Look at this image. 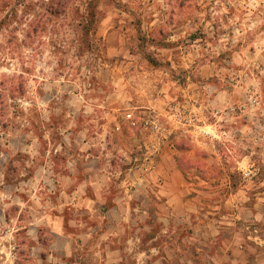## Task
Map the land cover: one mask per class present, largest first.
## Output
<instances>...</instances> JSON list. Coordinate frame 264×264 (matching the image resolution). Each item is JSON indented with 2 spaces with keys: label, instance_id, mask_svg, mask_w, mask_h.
Segmentation results:
<instances>
[{
  "label": "rangeland",
  "instance_id": "rangeland-1",
  "mask_svg": "<svg viewBox=\"0 0 264 264\" xmlns=\"http://www.w3.org/2000/svg\"><path fill=\"white\" fill-rule=\"evenodd\" d=\"M104 24L115 26L126 52L140 56L142 69L160 74L154 77L171 79L180 90L188 88L186 94L195 95L190 105L183 96L177 100L175 105L185 115L211 116L207 107L215 92L225 89L242 96L238 103L253 109L252 118L264 125V0H0V169L8 159L5 152H19L8 159L12 170L0 192V207L9 206L12 218L8 222L0 219V264L113 262L111 254L101 251L102 245L93 248L91 241L82 243L79 234L90 218H101L103 213L83 206L88 204L82 205L81 200L82 207L71 205L65 212L72 220L67 230L70 237L52 235L44 228L38 239L33 228L29 237L19 230L32 227L30 219L43 211H63L61 205L72 197L73 191L66 201L58 187L47 189L52 184L49 175L61 179L63 158H46L50 172L40 167L65 128L78 131L73 111L83 104L75 93L101 87L95 72L105 58L104 39L113 32L103 28ZM102 87L105 92L107 86ZM86 94L89 102L102 96L100 90ZM81 110L80 126L86 122ZM256 130L245 132L264 136V126ZM181 145L185 147L186 141ZM244 147L264 154V140ZM254 163L263 168L264 160L254 158ZM35 169L34 177L45 175L46 179L44 187H37L36 204L32 190L36 186L27 180ZM259 173L260 178L261 168ZM232 178L243 181L244 176ZM117 191L112 190L110 197ZM101 194V198L109 196V192ZM139 196H131L130 218H143L145 208L139 205ZM16 203L19 210L13 207ZM110 215L119 218L116 211ZM81 218L85 221L76 229L74 222ZM112 240L122 248L123 242ZM127 254L116 256L122 257L121 264L135 261Z\"/></svg>",
  "mask_w": 264,
  "mask_h": 264
},
{
  "label": "crops",
  "instance_id": "crops-1",
  "mask_svg": "<svg viewBox=\"0 0 264 264\" xmlns=\"http://www.w3.org/2000/svg\"><path fill=\"white\" fill-rule=\"evenodd\" d=\"M104 27L113 32L104 39L105 58L95 72L101 87L75 93L83 104L73 111L78 131L65 128L66 133L61 134L55 149L46 152L40 167L50 172L46 158H63L61 179L56 181L48 174L52 184L47 189L58 187L66 201L68 192L73 191L72 197L61 205L63 211H43L30 219L32 227L25 225L19 230L29 237L33 228L38 239L44 228L52 235L70 237L67 230L72 220L65 212L71 205L77 209L81 200L82 205L88 204L83 206L95 207L103 216L90 218L79 237L85 245L91 241L93 248L102 245L101 251L113 256L111 264H121L122 257L116 256L124 252L134 257L133 264H264V164L259 178L260 168L254 163V158L263 161L264 154L244 147L264 140V136L245 130L257 131L264 125L252 118L253 109L239 104L242 96L225 89L217 90L207 107L211 116L203 113L197 118V112L192 116L189 112L181 118L177 100L183 96L190 105L195 95L186 94L188 88L180 90L171 79L154 77L160 74L142 69L140 56L126 52L115 26ZM166 59L170 61V57ZM103 85L107 86L105 92ZM95 90L102 96L87 101L86 93ZM252 101L258 104L257 99ZM80 110L86 120L81 126ZM149 118L158 119L162 129L147 127ZM182 141H186L185 147H178ZM5 153L9 159L19 152ZM8 159L0 169L2 193L8 184ZM36 171L27 179L36 186L32 188L35 204L37 187L46 182L45 175L34 177ZM231 173L242 174L243 181L233 182ZM112 179L114 186L109 183ZM113 187L119 193L110 197ZM101 192H109V196L101 198ZM135 193L145 208L143 218H130ZM8 207H0V219L7 222L12 219ZM13 207L20 209L17 203ZM114 211L119 218H111ZM84 221L74 222L76 229ZM112 239L123 242V249Z\"/></svg>",
  "mask_w": 264,
  "mask_h": 264
},
{
  "label": "built area",
  "instance_id": "built-area-1",
  "mask_svg": "<svg viewBox=\"0 0 264 264\" xmlns=\"http://www.w3.org/2000/svg\"><path fill=\"white\" fill-rule=\"evenodd\" d=\"M184 112V110H177V113H179V115H180V117L181 118H185V116H187V115H185V113H183ZM189 115V114H188ZM127 118L128 119H130V123H131V125L132 126H135L136 125V122L132 119V117L130 116V114H127ZM150 119V121H145V125L147 126V127H150V128H152L154 131H160V129H162L161 128V123H160V121H158V119H156V118H149Z\"/></svg>",
  "mask_w": 264,
  "mask_h": 264
},
{
  "label": "trees",
  "instance_id": "trees-1",
  "mask_svg": "<svg viewBox=\"0 0 264 264\" xmlns=\"http://www.w3.org/2000/svg\"><path fill=\"white\" fill-rule=\"evenodd\" d=\"M89 5H90V3H89ZM178 147H183V145H180V144H179ZM8 163H9V164H7V166H6V173H5V179H6V180H7V177H8V171H9L10 169L12 170V167H11V164H10L9 161H8ZM11 163H12V161H11ZM230 177H231V178L234 177V174L231 173V174H230Z\"/></svg>",
  "mask_w": 264,
  "mask_h": 264
}]
</instances>
